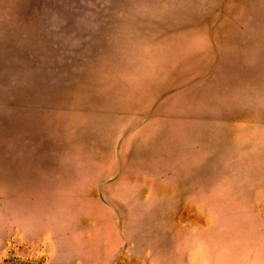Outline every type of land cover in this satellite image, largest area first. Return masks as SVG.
Wrapping results in <instances>:
<instances>
[{"label": "rangeland", "instance_id": "374dc122", "mask_svg": "<svg viewBox=\"0 0 264 264\" xmlns=\"http://www.w3.org/2000/svg\"><path fill=\"white\" fill-rule=\"evenodd\" d=\"M0 264H264V0H0Z\"/></svg>", "mask_w": 264, "mask_h": 264}]
</instances>
